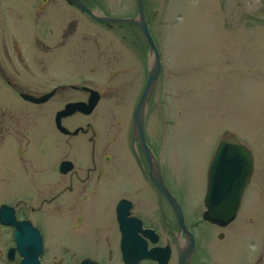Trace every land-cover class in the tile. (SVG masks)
I'll use <instances>...</instances> for the list:
<instances>
[{"label":"flooded vegetation","instance_id":"1","mask_svg":"<svg viewBox=\"0 0 264 264\" xmlns=\"http://www.w3.org/2000/svg\"><path fill=\"white\" fill-rule=\"evenodd\" d=\"M19 3L1 15L13 37L10 45L4 39L0 47V79L22 102L45 106L61 155L54 164L58 174L19 173L13 161H30L23 159L29 150L18 147L13 152L4 148L3 141L4 125L16 138L20 120L13 110L0 112V193L17 197L0 202V207L11 208L15 221L0 223L11 231L6 241L0 236V260L12 264H21L24 258L36 259L37 264H232L227 262L229 253L223 244L233 239L235 219L226 225L203 219L206 180L198 203L188 189L190 183L185 186L175 175L164 173L163 134L156 126L157 112L167 108L160 93L169 95L160 82L162 63L144 115L143 141L135 130L134 113L151 59L142 30L134 24L95 19L92 13H100L96 0ZM17 24L24 25L22 34ZM99 24L109 30L100 31ZM4 60L14 75L3 66ZM46 94L49 97L39 103L27 98ZM95 96L89 113L76 110L61 116L57 125V114L66 104L88 105ZM25 190L27 199L19 195ZM8 213L6 209L4 216Z\"/></svg>","mask_w":264,"mask_h":264},{"label":"rangeland","instance_id":"2","mask_svg":"<svg viewBox=\"0 0 264 264\" xmlns=\"http://www.w3.org/2000/svg\"><path fill=\"white\" fill-rule=\"evenodd\" d=\"M19 2L0 0V47L4 39L10 45L13 37L2 12ZM96 4L100 13L112 16L134 17L137 12V0H96ZM144 6L161 57L162 89L169 93H160L167 108L156 115L163 134L164 173L175 175L185 186L190 183L188 189L199 203L220 134L235 132L252 149L254 167L232 224L233 239L223 246L228 263L264 264V0H144ZM15 28L21 34L25 31L22 24ZM97 28L109 30L102 24ZM3 66L14 75L6 60ZM2 110L7 114L13 110L20 120L16 138L4 125V148L29 150L23 159L30 161L14 157L19 173L58 174L54 164L61 147L49 130L45 106L22 102L0 79ZM27 193L19 195L27 199ZM5 195L0 193V202L17 199ZM0 229L1 238L8 240L10 228ZM0 264L12 263L0 260Z\"/></svg>","mask_w":264,"mask_h":264},{"label":"water","instance_id":"3","mask_svg":"<svg viewBox=\"0 0 264 264\" xmlns=\"http://www.w3.org/2000/svg\"><path fill=\"white\" fill-rule=\"evenodd\" d=\"M93 16L96 19L105 22L133 23L142 30L148 41L151 57L149 62V73L146 85L134 113L135 130L143 141L142 127L144 115L151 90L160 70L158 51L144 16V1L137 0V15L135 17L115 18L97 13L93 14ZM48 97L49 94L43 95L40 98H27L33 102L39 103L45 101ZM96 100L97 97L95 96L90 99L88 105H86L85 102H72L66 104L65 108L57 114V125H59L58 119L61 116L70 115L76 110L89 113ZM61 130L66 131L64 128ZM144 149L146 151V148ZM147 153L149 161H155L148 148ZM152 164L154 163L152 162ZM252 171L253 155L251 150L238 139L234 132L228 130L224 131L217 141L207 169V186L205 196L206 209L203 212V219L221 225H226L231 222L238 211L244 188L250 180ZM160 188L164 189L161 185ZM6 209H9V213L6 216L7 218L4 216ZM6 209L5 205L0 208V222L2 224H14L15 221L13 220L11 208ZM21 264H37V260L31 259L28 261V259L24 258Z\"/></svg>","mask_w":264,"mask_h":264}]
</instances>
